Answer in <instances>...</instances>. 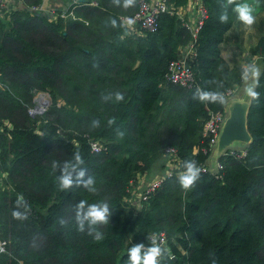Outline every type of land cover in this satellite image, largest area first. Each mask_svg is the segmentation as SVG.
<instances>
[{"label": "trees", "instance_id": "obj_1", "mask_svg": "<svg viewBox=\"0 0 264 264\" xmlns=\"http://www.w3.org/2000/svg\"><path fill=\"white\" fill-rule=\"evenodd\" d=\"M139 1L125 8L124 0H81L53 20L25 10L0 20V238L7 244L0 264H127L128 249L150 245L148 234L158 232L166 240L161 264H264V0H247L256 21L245 63L255 59L260 67L259 101L249 98L246 114L250 143L243 155L225 150L217 158L220 178L201 171L189 191L178 177L186 160L205 167L202 125L243 81V67L230 66L221 50L244 25L235 5L200 0L204 15L192 38L176 13L187 0H165L153 31L127 34L120 17L131 16ZM189 43V85L165 82L168 63ZM198 88L221 92L224 102L201 103L193 98ZM37 93L50 103L31 117ZM167 148L176 168L134 210L125 202L131 182ZM75 153L94 192L59 187L60 169ZM81 201L108 204L109 223L97 227L102 240L89 235L87 222L78 230Z\"/></svg>", "mask_w": 264, "mask_h": 264}, {"label": "clouds", "instance_id": "obj_2", "mask_svg": "<svg viewBox=\"0 0 264 264\" xmlns=\"http://www.w3.org/2000/svg\"><path fill=\"white\" fill-rule=\"evenodd\" d=\"M120 0H114V3L119 4ZM135 0H124V7L128 8L133 6ZM235 5L233 7V12L236 15V18L247 28H251L255 21L256 17L253 15L254 8L252 5L247 3V0H244L242 3H236V0H226V3H223L221 7L227 9L228 6ZM220 23L225 24L228 22L229 17L227 11L221 13L219 17ZM127 23L129 25L133 24L132 19H128ZM113 26H115L116 21H112ZM260 75L259 69L252 64L246 65L242 70V78L245 80L254 79L256 84H250L246 89L245 93L250 98V102L259 101L260 93L256 91L258 87V78ZM109 97H103L107 100ZM112 98V97H111ZM116 101H123L124 96L116 92L114 94ZM194 99L199 100L201 103H223L224 96L219 91H205L202 89H197L194 94ZM98 123V122H95ZM111 123V121L109 122ZM84 163L81 155L75 153L73 155V161L66 162L64 166L60 169L61 175L58 177L59 187L61 190H67L73 187L74 183L77 186H83L89 192H94V180L92 177H88L87 180L85 177V170L80 168V165ZM53 167H57L56 164ZM184 171L179 174L178 180L181 188L185 191H189L195 185V183L200 179L201 168L197 165L195 160H186L183 164ZM75 173V179L74 174ZM23 198L21 197L20 200ZM18 200V204L20 203ZM110 210L107 203L102 204H87L85 201H81L76 206V219L78 224V230H85V222L88 224L89 235H93L94 239L102 240L103 234L97 230V227L100 225H106L109 223ZM13 217L17 219H26V215L22 214L19 211L13 212ZM166 256V251L161 247L159 243L155 240L151 242L150 245H145L143 243H138L131 246L128 249L127 253V264H161L163 258Z\"/></svg>", "mask_w": 264, "mask_h": 264}, {"label": "built area", "instance_id": "obj_3", "mask_svg": "<svg viewBox=\"0 0 264 264\" xmlns=\"http://www.w3.org/2000/svg\"><path fill=\"white\" fill-rule=\"evenodd\" d=\"M2 8H3V5L0 0V19L2 17V12H3ZM167 8L168 6L165 0H140L138 2L137 10L131 16L123 17L122 20L121 19L120 20L122 24L128 28L130 27L137 28L138 32L139 31L140 32H143V31L151 32L155 28L156 16L159 13L167 11ZM30 11H36V7H31ZM203 15H204V11L201 7L200 13H199V20L197 21L196 29L199 26L200 21L203 18ZM59 16L64 17L63 14H59ZM129 18L134 21V23L131 25L127 23V20ZM196 29L194 32L192 31L190 32V35L192 38L195 35ZM181 52L179 53L177 58H175L174 60H171L168 63L166 73L164 74V81L167 83L173 84V85H177V86H188L191 81V74L187 68L186 60H187V57L190 54H192L191 43L187 45L185 51L183 50V53ZM230 92L231 91H228L225 94V97ZM224 118H225V109H223L221 113L219 112L210 113L202 125L201 135L204 139H206L208 154L210 153V150L214 148V146L216 145L218 133L220 131ZM90 149L91 151L96 152L98 150V146L95 143H91ZM193 152H195V150ZM203 152L205 153V151ZM165 154H167L169 159L172 160L171 168H168L166 172H164L163 176L152 178L151 181L142 189L140 195L137 198L138 199L137 203L135 204H139L140 200H145L147 194H149L155 187H157L161 183L162 179L170 176L172 174V170L176 168L177 161L175 159L174 150L172 148H168L165 150ZM241 154L243 155L242 152ZM221 168H222L221 164L216 161L214 163L213 169L202 167L201 171L209 172L210 174H213L215 178H220L219 171L221 170ZM133 195L134 194H132L130 191V199L134 197ZM153 240L159 243L162 248H165L166 240L162 232H158L155 234H149L148 241L151 243ZM6 245H7L6 241L0 238V254L6 251ZM169 258H172V256H169Z\"/></svg>", "mask_w": 264, "mask_h": 264}, {"label": "rangeland", "instance_id": "obj_4", "mask_svg": "<svg viewBox=\"0 0 264 264\" xmlns=\"http://www.w3.org/2000/svg\"><path fill=\"white\" fill-rule=\"evenodd\" d=\"M57 16H59V14H57L54 18H50L49 20H53ZM122 18L123 17H120L121 20H122ZM121 24H122V22H121ZM124 27L127 30V34H136V35L143 34V32H140V31L138 32L137 31V28H135V27H130V28H128L126 26H124ZM254 38H255V35H254V26H252L251 28H247V27L244 26L241 29V31L239 30L238 32H236L234 34V36L232 38L228 39L225 43H223L222 50H221V55H222L223 59L230 66L231 65H234V63H238L244 69V67L247 65V63H245V61H246L245 58L247 57V48H248L249 44H251L254 41ZM239 39H240V41H239ZM236 44H240V47L237 48V49H235L236 48ZM181 53H183V52H181ZM251 64L259 67V65H258V63H257V61L255 59H252L251 60ZM253 81H254V79L245 80L243 86L241 87V89L237 90L234 94H232V92H230L226 96L225 103L228 104V102L237 100L238 97H239L238 95H240L239 94L240 91H242L244 88L246 89V87H248V85H250L251 83H253ZM48 100L49 99H48V97H47V95L45 93H37V94H35L33 96V106H31L30 108H28V113L31 115V117L32 116L33 117H37V116L42 115V112H44V110L46 109V107L50 103ZM244 147H245L244 144H241V143H233L227 149L229 151H237L238 153H241V152L243 153ZM214 149L215 148H212L210 150L212 156H213ZM165 150L166 149H164V152L162 150V153H160L157 156V158L155 159V161L153 162V164L150 166V168L148 170H146L143 173H137L136 174L135 178L136 177L139 178V180L141 181V185H140V183H136L135 184V182H136V179L135 178L131 182L130 189L133 186H135V188L136 187L139 188V191L136 192L135 195H133L134 197L132 199H130V197H129V199H126L125 202L127 204L131 205V206H134V208L132 207L134 210H138V208H139V204H135V203H137V200H138L137 198L140 195L142 189L151 181V179L154 176L155 177L163 176L164 175V172H166V170L168 168H171V162H172V160L169 159V157H168L167 154H165ZM209 156L210 155H208V157ZM206 162L210 163L206 159L205 160V163H204L205 167L206 168H210L209 165H208V163H206ZM210 169H213V168H210ZM156 175H158V176H156ZM146 182H148V183H146ZM2 184H3V174L0 173V186H2ZM152 191L150 193H152ZM131 193H134V189L131 190ZM149 194H147L146 197H148Z\"/></svg>", "mask_w": 264, "mask_h": 264}, {"label": "crops", "instance_id": "obj_5", "mask_svg": "<svg viewBox=\"0 0 264 264\" xmlns=\"http://www.w3.org/2000/svg\"><path fill=\"white\" fill-rule=\"evenodd\" d=\"M30 1H32V0H1L2 5H3V8H2L3 12H2L1 19L4 18L5 14H9L10 12H13V11L25 10L27 12H30V8L28 7V4L30 3ZM38 1H40V3L38 4V7H36V12H39L41 15H46L49 19L54 18L57 14L65 13L69 9V7L72 6V4L77 2L76 0H38ZM200 9H201V1L200 0H187L186 5L182 8H179L176 12L180 18H184L186 20V26H187V29L189 30V32H191V31L194 32L196 29L197 21L199 20ZM186 47H185V49H186ZM185 49H184V51H185ZM182 52H183V50H182ZM256 67L258 69H260V67H258V66H256ZM244 81H245V79H243L242 83L238 87L234 88L231 91L232 94H234L237 90L241 89V87L244 84ZM254 83H255V80L251 84H254ZM239 94L240 95H238L239 97H238L237 101L248 102L249 97L245 93V88L242 91H240ZM224 109H225V118H226V116H227V104L226 103H224ZM214 148H215V146H214ZM208 155H210V156L209 157L207 156L208 158H206V159L210 163H208V162H206V163H208L210 168H213L214 163L217 161V156L216 155L212 156L211 152ZM210 168H208V169H210ZM156 176H158V175H156ZM135 179H136L135 184L140 183V185H141V181L139 180V178L136 177ZM148 182H146V183H148ZM132 189H134V193H132L134 195L136 192L139 191V188L138 187L135 188V186H133L131 188V190Z\"/></svg>", "mask_w": 264, "mask_h": 264}, {"label": "water", "instance_id": "obj_6", "mask_svg": "<svg viewBox=\"0 0 264 264\" xmlns=\"http://www.w3.org/2000/svg\"><path fill=\"white\" fill-rule=\"evenodd\" d=\"M248 105V102H239L237 100L228 102L227 116L218 133L213 156L216 155L218 158L233 143H241L245 146L250 143V136L246 129Z\"/></svg>", "mask_w": 264, "mask_h": 264}, {"label": "bare ground", "instance_id": "obj_7", "mask_svg": "<svg viewBox=\"0 0 264 264\" xmlns=\"http://www.w3.org/2000/svg\"><path fill=\"white\" fill-rule=\"evenodd\" d=\"M41 99V98H40Z\"/></svg>", "mask_w": 264, "mask_h": 264}]
</instances>
